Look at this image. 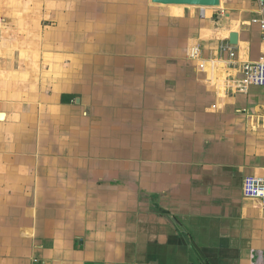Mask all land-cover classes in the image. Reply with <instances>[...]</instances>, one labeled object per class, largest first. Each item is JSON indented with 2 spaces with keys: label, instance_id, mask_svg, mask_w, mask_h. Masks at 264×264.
<instances>
[{
  "label": "crops",
  "instance_id": "1",
  "mask_svg": "<svg viewBox=\"0 0 264 264\" xmlns=\"http://www.w3.org/2000/svg\"><path fill=\"white\" fill-rule=\"evenodd\" d=\"M151 4L0 0V264L264 258V86L229 89L261 13Z\"/></svg>",
  "mask_w": 264,
  "mask_h": 264
},
{
  "label": "built area",
  "instance_id": "2",
  "mask_svg": "<svg viewBox=\"0 0 264 264\" xmlns=\"http://www.w3.org/2000/svg\"><path fill=\"white\" fill-rule=\"evenodd\" d=\"M252 1L261 13L258 22L261 29V40L264 41V0ZM220 49L226 51L231 58H234V51L228 42L221 44ZM238 73L241 76H236L229 81L231 92L247 93L252 85L264 86V60L246 61L239 67ZM242 194L246 198L259 199L264 202V175L245 177ZM33 264H37V260H34ZM254 264H264L262 254H257Z\"/></svg>",
  "mask_w": 264,
  "mask_h": 264
},
{
  "label": "water",
  "instance_id": "3",
  "mask_svg": "<svg viewBox=\"0 0 264 264\" xmlns=\"http://www.w3.org/2000/svg\"><path fill=\"white\" fill-rule=\"evenodd\" d=\"M151 2L163 5L176 4L192 7H218L221 5V0H151ZM224 39L228 40L230 44H236L238 33L231 31Z\"/></svg>",
  "mask_w": 264,
  "mask_h": 264
},
{
  "label": "rangeland",
  "instance_id": "4",
  "mask_svg": "<svg viewBox=\"0 0 264 264\" xmlns=\"http://www.w3.org/2000/svg\"><path fill=\"white\" fill-rule=\"evenodd\" d=\"M151 1V0H150ZM152 5V11H153V13H155L154 14V16L155 17H161V16H163V17H165L166 15H165V13L168 11V9L169 8H171V7H169V6H166V5H161V4H156V3H152L151 4ZM218 9V7H214L212 10H214V9ZM185 13V15H186V17L185 18H183V19H186L187 21H189V23L191 22L192 24L191 25H195L194 23H196L195 22V20L197 19V18H194V19H192V21L191 20H188V13H187V11H185L184 12ZM218 14H217V12H215L214 13V15H213V18H212V20L214 21V22H217L219 19H218ZM162 18V17H161ZM165 19V18H164ZM160 20V19H159ZM202 24H204V23H202ZM162 27V26H161Z\"/></svg>",
  "mask_w": 264,
  "mask_h": 264
}]
</instances>
